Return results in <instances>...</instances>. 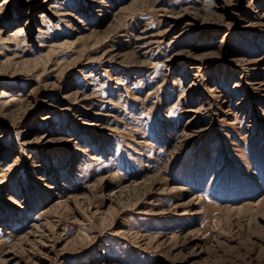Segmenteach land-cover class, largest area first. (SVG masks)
Wrapping results in <instances>:
<instances>
[{"label": "rangeland", "instance_id": "374dc122", "mask_svg": "<svg viewBox=\"0 0 264 264\" xmlns=\"http://www.w3.org/2000/svg\"><path fill=\"white\" fill-rule=\"evenodd\" d=\"M0 264H264V0H0Z\"/></svg>", "mask_w": 264, "mask_h": 264}, {"label": "bare ground", "instance_id": "6f19581e", "mask_svg": "<svg viewBox=\"0 0 264 264\" xmlns=\"http://www.w3.org/2000/svg\"><path fill=\"white\" fill-rule=\"evenodd\" d=\"M90 124H93V123H90ZM57 144V143H56Z\"/></svg>", "mask_w": 264, "mask_h": 264}]
</instances>
